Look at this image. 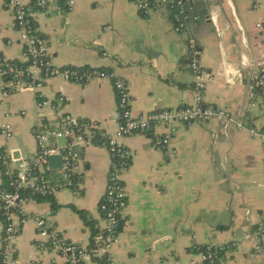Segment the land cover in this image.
Returning a JSON list of instances; mask_svg holds the SVG:
<instances>
[{"label":"crops","instance_id":"0c3cea01","mask_svg":"<svg viewBox=\"0 0 264 264\" xmlns=\"http://www.w3.org/2000/svg\"><path fill=\"white\" fill-rule=\"evenodd\" d=\"M74 1L70 12L62 0H52L33 15L56 65L116 73L127 82L135 115L179 109L195 98V76L185 68L190 59L188 40L193 38L200 66L208 73L205 105L264 129V108L246 105L252 79L264 60V0H187L194 19L181 33L174 31L169 13L144 15L136 0ZM7 2L0 0V54L25 61ZM256 3L259 9H254ZM40 93L41 99L64 97L62 110L77 119L97 121L109 131L119 125L118 97L109 80L75 84L57 77L49 79ZM260 96L264 100V89ZM37 102L30 91L9 97L0 91V126L8 122L14 128L10 140L0 139V149L7 150L14 166L36 155ZM7 109L12 116H6ZM163 133L159 127L124 141L131 157L124 175L128 206L119 243L113 248L115 264H199L209 246L224 247L217 264H264V253L255 250L258 244L264 249L260 140L223 121L176 124L173 153L165 155L155 146ZM67 144L65 139L53 142L60 148ZM75 150L83 188L78 193L60 190L50 196L52 201L31 198L24 204L18 264H66L39 236L37 216L88 249L86 264H99L97 259L103 258L105 221L100 203L112 159L105 147ZM59 174V170L48 173L55 178ZM1 187H8L2 165ZM3 227L0 212V244ZM246 234L251 237L245 238Z\"/></svg>","mask_w":264,"mask_h":264},{"label":"built area","instance_id":"2783aa9c","mask_svg":"<svg viewBox=\"0 0 264 264\" xmlns=\"http://www.w3.org/2000/svg\"><path fill=\"white\" fill-rule=\"evenodd\" d=\"M8 0L7 4L13 16L14 27L19 35L25 61L9 60L0 54V91L4 97L30 91L38 98L37 123L34 136L37 142L35 157L21 160L16 166L6 149H0V164L4 167V176L8 187L0 188V212L3 219V235L0 244V264H18L17 243L21 235L20 214L24 204L35 197H50L60 190L80 192L83 188V169L79 165L77 146L82 148L105 147L111 156L112 167L108 177L107 189L100 203V212L105 221L101 238L103 257L109 264H115L113 248L119 243L121 222L128 206V193L124 186V175L131 164L130 153L125 139L134 135H149L159 127L164 133L157 136L155 146L165 155L173 153L171 143L176 124H206L210 121H223L225 125H234L238 130H246L257 138L264 148V129L236 120L227 111L206 106L204 96L208 73L200 66L196 41L188 40L190 59L185 68L195 76V98L193 104L158 112L135 115L132 110L131 95L127 82L116 73L99 68H78L58 66L54 63L50 45L37 31L33 15L35 11L46 9L52 0ZM64 9L70 12L74 0H63ZM140 13L149 15L167 12L174 22V31L183 32L190 20L194 19L187 0H136ZM260 3L254 5L259 9ZM9 44L11 42H8ZM62 78L68 83L85 84L94 80L112 82L118 97L119 125L115 131L106 130L94 120H80L62 110L65 98L55 100L41 99V90L52 78ZM264 89V60L252 79V87L246 97L248 107L264 108L260 92ZM7 109L6 116H12ZM12 124L5 122L0 126V139L6 141L13 137ZM65 139V148L54 146L53 142ZM62 157V167L57 178L50 177V157ZM39 236L48 243L51 251L66 264H86L89 250L70 242L65 234L54 228L46 219L34 217ZM246 234L245 238H250ZM238 245L234 243L233 246ZM224 247L209 246L202 252L199 264H215ZM256 252L264 253L261 245Z\"/></svg>","mask_w":264,"mask_h":264},{"label":"trees","instance_id":"16d2710c","mask_svg":"<svg viewBox=\"0 0 264 264\" xmlns=\"http://www.w3.org/2000/svg\"><path fill=\"white\" fill-rule=\"evenodd\" d=\"M63 1V0H62ZM0 167H1V164H0ZM35 198H37L39 201H44V200H50V201H52V198L51 197H45V198H43V197H35ZM76 211L86 220L87 219V216H86V214L83 212V211H80V210H77L76 209ZM86 223L88 224V225H91V223H89L87 220H86ZM97 233H98V231H96V232H93V240H92V242H91V248L92 247H94L95 246V243H96V241L94 240V237L97 235ZM220 255H221V253H220ZM97 261L99 262V264H109L108 262H107V260H106V258L105 257H103V258H98L97 259Z\"/></svg>","mask_w":264,"mask_h":264},{"label":"water","instance_id":"95a60500","mask_svg":"<svg viewBox=\"0 0 264 264\" xmlns=\"http://www.w3.org/2000/svg\"><path fill=\"white\" fill-rule=\"evenodd\" d=\"M49 167L52 170L61 169V167H62V157L59 156V155H55V156L50 157ZM215 264H217V263H215Z\"/></svg>","mask_w":264,"mask_h":264},{"label":"rangeland","instance_id":"374dc122","mask_svg":"<svg viewBox=\"0 0 264 264\" xmlns=\"http://www.w3.org/2000/svg\"><path fill=\"white\" fill-rule=\"evenodd\" d=\"M61 143H63V141Z\"/></svg>","mask_w":264,"mask_h":264}]
</instances>
